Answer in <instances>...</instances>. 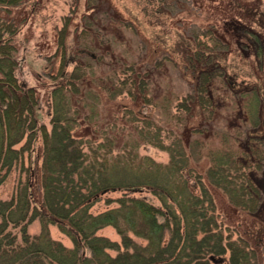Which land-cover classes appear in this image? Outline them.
<instances>
[{
	"label": "trees",
	"instance_id": "1",
	"mask_svg": "<svg viewBox=\"0 0 264 264\" xmlns=\"http://www.w3.org/2000/svg\"><path fill=\"white\" fill-rule=\"evenodd\" d=\"M19 1L0 0V7L7 8ZM87 18L76 37L78 46L71 53L60 52L58 72L48 74L54 79L61 78L50 92L52 112L48 131L40 123V101L35 89L15 73L17 48L11 37L15 33V21L0 17V184L23 160L25 144L31 137L39 132L42 138V162L33 172L39 196H34L30 188L33 182L27 180L16 185L10 199H0V264H258L260 248L248 245L243 238L230 240L219 228L212 195L202 188L201 192L195 190L201 185L200 176L192 172L188 158L179 149L166 164L149 156L131 155L127 144L119 146V116L115 110L109 112L106 122H98L96 129L75 132L82 124L92 126L93 116L88 107L95 98L105 96L113 100L124 92L134 99L151 101L147 97L148 84L156 70L151 59L133 61L143 67L135 65L137 69H134L131 64L128 68L135 70L132 72H119V64L114 60L115 67L108 70V62L104 61L107 39L105 32H101L106 28H98V23L90 19L88 22ZM254 23L253 20L244 28L246 44L256 49L258 63L264 68V37ZM64 28L65 23L59 31ZM90 44L101 49L100 53H89ZM219 54L206 52L199 59L189 52L188 56L203 65L218 63L224 58ZM69 60H76L77 67L66 72L63 66ZM93 65L102 69L97 72ZM127 73L129 81L125 78ZM124 83L129 86L120 87ZM254 93L256 99L262 100L258 91ZM22 140L24 143L16 147ZM244 149L257 163L263 160L264 134L245 139ZM234 166L229 149L221 148L208 172L213 184L225 191L232 188L243 196L244 175L238 185L237 181L234 183L235 176L231 175ZM183 169L193 175V182L183 176ZM252 175L258 178L255 171ZM144 190L159 203L134 194ZM115 191L122 192L116 198V207L97 213L91 211L103 195ZM255 201L258 200H252ZM260 205L264 211V202ZM36 218L40 229L30 233L27 225ZM50 224L65 233L73 245L69 247L52 238ZM255 224L258 226L255 236L260 240L262 222ZM106 225L115 227L121 245L97 233ZM133 236L144 241L138 242ZM263 252L262 249L261 255Z\"/></svg>",
	"mask_w": 264,
	"mask_h": 264
},
{
	"label": "rangeland",
	"instance_id": "2",
	"mask_svg": "<svg viewBox=\"0 0 264 264\" xmlns=\"http://www.w3.org/2000/svg\"><path fill=\"white\" fill-rule=\"evenodd\" d=\"M87 16L88 22L90 19L99 24L98 28H106L101 32H105L107 39L108 53L104 61L108 62V70L115 67L112 63L115 60L119 72H132L143 67L132 62L144 59L153 60L152 68L156 70L148 84L147 97L151 101L145 103L124 92L113 100L105 96L95 98L89 107L85 106L88 111L91 109L92 126L82 124L75 132L96 129L95 125L102 120L106 122L109 112L115 110L119 116V146L127 144L131 155L149 156L166 164L179 149L188 158L192 172L200 176L201 185L195 190L201 192L202 188L212 195L213 213L224 235L230 240L243 238L248 245L264 250V211L260 205L264 202V159L257 163L244 149L245 139L264 134V68L258 63L256 49L247 46L244 33V28L254 20L255 29L264 37V0H20L7 8L0 7L1 18L15 21V33L11 37L17 48L16 76L35 89L40 101V123L48 131L52 112L50 92L61 81L60 77L54 79L48 74L58 72L60 52L71 53L78 46L76 37L85 26ZM63 23L65 28L61 32ZM59 45H62L60 51ZM100 51L94 44L89 45V53ZM205 51L213 56L220 52L224 58L218 63L203 65L189 59V52L201 59ZM75 61L65 63L64 71L77 67ZM131 64L134 69L128 68ZM92 68L97 72L102 69L98 65ZM126 77L129 81L128 73ZM256 91L262 100L256 99ZM23 143L24 140L16 147ZM221 148L229 149L236 164V169L230 170L235 176L234 183L237 181L238 185L244 175L243 196L232 188L225 191L213 184L208 167L215 165ZM25 149L23 160L0 184L1 200L10 199L16 185L27 180L30 184L33 182L30 188L34 196H39L33 174L42 162L39 132L25 144ZM254 171L257 179L252 175ZM182 173L190 182L194 181L187 169ZM134 194L159 203L148 191ZM121 195V191L103 195L91 211L97 213L116 207V198ZM254 199L258 201L252 202ZM204 205H207L206 199ZM257 221L262 222L259 228L262 240L255 236ZM39 229L37 218L27 225L30 233H37ZM49 230L52 238L66 246L73 245L56 225L50 224ZM97 233L121 245V236L112 225L100 228ZM133 238L144 241L141 237ZM261 251L259 256L257 253L258 264H264ZM228 253L227 250L225 255Z\"/></svg>",
	"mask_w": 264,
	"mask_h": 264
}]
</instances>
